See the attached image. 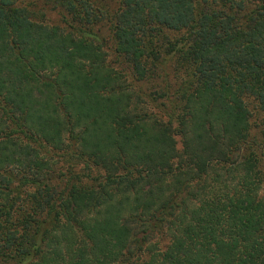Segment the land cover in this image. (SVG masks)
Listing matches in <instances>:
<instances>
[{"label": "trees", "instance_id": "obj_1", "mask_svg": "<svg viewBox=\"0 0 264 264\" xmlns=\"http://www.w3.org/2000/svg\"><path fill=\"white\" fill-rule=\"evenodd\" d=\"M64 4L65 32L0 0V264H37L60 235L74 264L131 261L159 229L169 244L135 264H264V173L244 101L264 111V0H117L108 41L132 79L163 83L150 95L165 120L129 110L84 22L103 12ZM63 142L83 172L49 185L37 178L47 143Z\"/></svg>", "mask_w": 264, "mask_h": 264}, {"label": "rangeland", "instance_id": "obj_2", "mask_svg": "<svg viewBox=\"0 0 264 264\" xmlns=\"http://www.w3.org/2000/svg\"><path fill=\"white\" fill-rule=\"evenodd\" d=\"M20 1L21 6H26V9L33 16V20L36 24L39 25H56L59 29L67 31L68 24L70 23L71 15L69 14L66 6L64 4V0H17ZM91 3L92 9L97 10L98 12H103V17H101V21L97 24H91V22L84 21L86 24V28L93 32H97L100 30V35L104 39L103 43H100L101 47H99L102 52L105 54V61L109 63L111 70L115 73L116 76L122 81V85L124 90L128 92L130 95L129 102V110L132 113H137L143 115L144 113H152L157 115L158 118L165 120L166 118L162 116V111L157 107H154L150 95L151 92H156L155 90H161L163 83L159 80L157 83L159 84V88H153L152 85L148 82L139 81L138 79H132L128 74V68L130 63L128 60L124 58L123 53L118 55L114 52V47L108 41L107 34V16L111 14L118 6L117 0H88ZM72 24L74 26V21L72 20ZM76 24V23H75ZM70 25V24H69ZM79 27V25H78ZM64 32H62L64 34ZM120 58L124 59L123 63H120ZM119 72V73H118ZM122 75V76H121ZM137 93H141L142 97H137ZM0 98L3 100V96ZM163 100L161 97H158L155 102H160ZM244 101L247 104V107L250 110V119H249V141L252 144L254 152L259 160L260 168H262L264 173V147L262 145L261 138V130L264 124V111L260 108L256 98L251 95L244 96ZM167 109L171 108L169 104H166ZM66 143L63 142L57 146L51 145V143H47V150L49 151V156L44 155L46 157L45 165L41 168L42 170L39 172L37 178H40L41 174L43 178L48 180L49 185L57 184L58 180L66 179L67 177H73L74 175H78V173H82L83 171V163L82 160L78 158L72 157L71 155H66L59 151V146H66ZM33 146L35 145L32 144ZM36 146V145H35ZM180 146V145H179ZM77 147L79 145L77 144ZM73 164V165H70ZM73 166V167H72ZM93 175L103 174V171L99 168H92ZM61 175V176H60ZM19 178V175H16ZM64 180L62 181L61 187L65 184ZM26 194H30V188L25 190ZM163 231V232H162ZM155 230L150 236V241L146 244L143 251L134 254L131 261H124L126 257H122V259H115L113 262L109 264H135L136 262H140L146 258H148L150 249L155 250L154 248L163 249L170 242V238L168 233L165 230ZM61 239H63L62 235ZM54 236L49 237L51 240H46L42 252L40 254L39 259L36 261L37 264L41 263H50V264H74V258L72 256V252L66 247V245L61 241L59 237L53 238ZM55 239V240H53ZM64 240V239H63ZM59 244V245H58ZM56 251H53L55 250ZM56 252V253H55ZM52 260V261H51ZM9 264H14L10 262Z\"/></svg>", "mask_w": 264, "mask_h": 264}]
</instances>
